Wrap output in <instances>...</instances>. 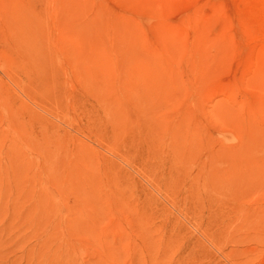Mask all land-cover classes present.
Returning <instances> with one entry per match:
<instances>
[{
	"label": "rangeland",
	"instance_id": "rangeland-1",
	"mask_svg": "<svg viewBox=\"0 0 264 264\" xmlns=\"http://www.w3.org/2000/svg\"><path fill=\"white\" fill-rule=\"evenodd\" d=\"M0 264H264V0H0Z\"/></svg>",
	"mask_w": 264,
	"mask_h": 264
}]
</instances>
